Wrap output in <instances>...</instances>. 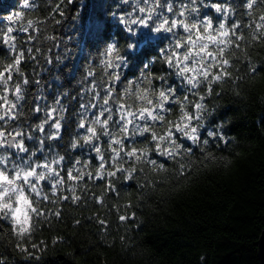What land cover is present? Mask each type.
Masks as SVG:
<instances>
[{"label": "trees", "instance_id": "1", "mask_svg": "<svg viewBox=\"0 0 264 264\" xmlns=\"http://www.w3.org/2000/svg\"><path fill=\"white\" fill-rule=\"evenodd\" d=\"M35 2L33 9L23 8V0H0V28L4 31L9 26L21 27L29 19L42 21L39 33H29L37 38L25 45L33 48L35 59L26 56L21 70L32 81H40L28 86L27 95L29 99L44 96L49 103L62 92L76 96L82 74L99 63L106 45L114 40L121 46L129 42L111 15L119 0ZM228 2L236 6L235 17L241 18L244 0ZM58 4L60 10L54 11ZM17 12L23 13L22 18L9 22L7 17ZM261 12L264 5L254 9L255 15ZM242 19L248 23L247 16ZM242 31L249 33V42L243 51L236 50L238 61L229 69L231 78L213 84L214 94L206 97L209 114L201 131L222 125L225 139H210L203 153L194 149L190 159L181 161L190 165L184 175L178 174L174 161L153 154V159L165 165L163 170L141 165L144 170L132 180L122 179L120 174L109 178L115 192L105 193L107 180L86 179L77 188L78 203L61 200L47 205L52 211L59 209L61 216L46 215L34 222L29 243L46 245L40 264H258L256 242L264 227V41L253 42L250 30ZM13 35L26 40L28 34L14 31ZM149 37L134 38L135 49L122 47L127 59L122 71L129 79L138 76L142 63L153 60L163 46L162 35L150 33ZM10 60L7 50L0 47V61ZM249 62L259 69L255 75L246 67ZM63 99L75 106L69 98ZM24 103L27 108L28 101ZM42 118L43 113L33 114L27 122L35 125ZM75 131V123L66 124L63 140L54 142L53 151L61 155L67 151L70 160L87 161L95 155L88 146L68 148ZM96 167L98 161L93 159L87 171ZM101 194L103 204L92 198ZM121 215L128 219L121 221ZM9 228L7 221H0V256L6 264H33L16 249ZM58 237L62 239L54 244Z\"/></svg>", "mask_w": 264, "mask_h": 264}, {"label": "snow or ice", "instance_id": "2", "mask_svg": "<svg viewBox=\"0 0 264 264\" xmlns=\"http://www.w3.org/2000/svg\"><path fill=\"white\" fill-rule=\"evenodd\" d=\"M258 5H264V0H244L242 16L237 19L236 6L228 0H119L111 15L129 42L123 46L119 40L108 43L99 63L82 74L76 96L62 92L51 103L41 95L29 99L28 86L40 81H32L21 70L26 56L35 59L33 48L25 45L37 38L29 33H39L42 21L29 19L15 29L0 28V47L11 57L8 63L0 61V221L8 222V235L26 259L40 264L46 248L44 242L29 243L35 220L61 216V211H52L49 204L61 200L78 203L77 188L86 179L107 180L105 193L115 192L109 178L120 174V178L132 180L144 170L141 165L163 170L165 165L153 159V154L174 161L178 174L184 175L190 165L181 161L190 159L194 149L203 153L210 139H225L222 125L201 131L209 114L206 97L214 94L213 84L231 78L229 69L238 61L235 52L243 51L249 42V33L242 29L250 30L251 41H264V12L254 14ZM22 7L34 9L36 2L23 0ZM59 10L58 4L54 11ZM22 16L17 12L7 20L18 21ZM243 16L248 17V23L243 22ZM14 31L28 34L27 39L20 40ZM150 33L162 35L163 46L153 60L142 63L138 76L129 79L122 71L127 66L122 47L135 49L134 38L142 34L148 39ZM246 67L252 75L259 70L250 62ZM63 98L74 101L75 106L65 104ZM39 113H43L40 123L27 122ZM72 123L76 131L68 148L88 146L95 155L87 161H73L67 151L64 155L53 151L54 142L63 140L65 125ZM27 142L38 147H29ZM38 152L42 154L39 157ZM93 159L98 167L87 171ZM129 163L133 166L125 167ZM85 189L86 185L81 188ZM65 192L69 194H62ZM92 198L103 204V194ZM0 264H6L2 256Z\"/></svg>", "mask_w": 264, "mask_h": 264}, {"label": "water", "instance_id": "3", "mask_svg": "<svg viewBox=\"0 0 264 264\" xmlns=\"http://www.w3.org/2000/svg\"><path fill=\"white\" fill-rule=\"evenodd\" d=\"M256 245L258 264H264V227L261 230Z\"/></svg>", "mask_w": 264, "mask_h": 264}]
</instances>
